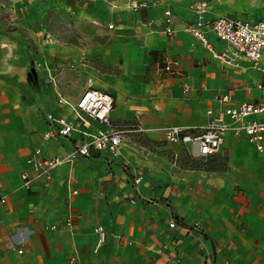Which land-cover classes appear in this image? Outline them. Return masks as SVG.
Masks as SVG:
<instances>
[{
	"label": "crops",
	"instance_id": "obj_1",
	"mask_svg": "<svg viewBox=\"0 0 264 264\" xmlns=\"http://www.w3.org/2000/svg\"><path fill=\"white\" fill-rule=\"evenodd\" d=\"M80 1L85 6L79 16L103 28L107 38L90 50L89 57L77 60V72L87 74L75 92H59L58 64L51 62L48 52L35 60V68L45 80L54 79L55 90L50 85L53 91H30L24 97L30 89L29 63L22 56L27 47L15 23L7 32L0 30V264H171L168 258L178 264H264V150L259 152L243 134L228 133L222 146L226 157L201 164L190 162L181 145L163 139L166 126L196 132L206 124L208 109L260 101L256 85L264 84V74L245 61L238 67L221 64L187 27L197 20L190 6L198 2L208 4L207 21L219 16L264 20V11L243 13L245 5L261 0H237L233 8L219 5L225 0H157L159 5L143 10L129 4L156 0ZM166 7L174 15L171 37L162 33ZM110 24L112 29L107 28ZM204 31L213 49L223 52L225 44ZM173 61L178 67L165 71ZM65 75L61 78L67 84ZM87 88L111 96L113 124L127 129L139 125L147 133L125 134L118 157H80L52 171L47 180L28 164L33 151L38 148L47 157L63 155L74 142L44 141L45 116H58L57 94L73 103ZM127 137L166 143L173 151V172L160 181L164 185L172 180L173 185L160 188L158 181L152 186L157 179H145L134 169L123 154L129 147ZM178 157L227 172L184 171L176 166ZM125 168L133 179L141 178L137 186L125 181ZM23 174L30 179L27 187ZM72 190L77 193L72 195ZM151 198L157 201L147 202ZM70 215L73 224L67 227L64 222ZM171 221L176 227L168 226ZM97 228L105 240L95 252Z\"/></svg>",
	"mask_w": 264,
	"mask_h": 264
},
{
	"label": "built area",
	"instance_id": "obj_2",
	"mask_svg": "<svg viewBox=\"0 0 264 264\" xmlns=\"http://www.w3.org/2000/svg\"><path fill=\"white\" fill-rule=\"evenodd\" d=\"M160 1L132 2L129 7L133 10L149 9L159 5ZM190 10L197 16V20L187 27V31L196 38L200 44L218 60L221 64L229 67H238L240 61L250 64L253 69L264 74V64L261 63L262 52L264 51V20L249 22L227 16H219L212 20H205L208 4L198 2L190 6ZM164 28L162 33L168 37L173 34L172 23L174 15L170 7L163 12ZM112 29L113 25L107 27ZM204 29H208L213 36L225 44V50L216 52L208 42ZM178 62L173 61L164 66V70L172 73ZM49 82L56 87L53 78ZM256 88L262 95L258 103L244 102L236 107L226 108L221 111H206V124L195 129L181 126H166L163 128V139L169 144L181 145L185 157L190 162L202 164L208 163L211 157L224 159L226 157L222 150L225 136L230 133L233 136L243 134L246 139L255 145L259 152L264 150V84L258 83ZM221 101L226 102L227 97ZM58 116L47 114L45 116L47 129L42 134V139H64L73 141L71 149L63 154L43 156L42 151L36 148L33 151L28 164L32 170L44 175L50 180L51 172L62 165H73L76 159L91 158L94 155L106 154L111 157L120 155L121 145L125 141V134L136 133L145 136L147 130L136 125L132 128H124L113 124L110 119L113 99L92 88L85 89L80 97L73 103L57 94ZM262 118H257V117ZM97 125L104 129H98ZM24 186L29 185L30 179L27 174L22 175ZM140 177L133 179L134 185H138ZM76 190L71 194L75 195ZM72 216H68L64 225L71 227ZM176 227L174 221L168 225ZM197 230V227H196ZM97 240L94 247L96 252L104 243L105 233L100 229L94 230ZM171 264H178L173 258H168ZM227 264V263H224Z\"/></svg>",
	"mask_w": 264,
	"mask_h": 264
},
{
	"label": "rangeland",
	"instance_id": "obj_3",
	"mask_svg": "<svg viewBox=\"0 0 264 264\" xmlns=\"http://www.w3.org/2000/svg\"><path fill=\"white\" fill-rule=\"evenodd\" d=\"M236 1L225 0L219 5L233 8ZM263 1L261 0V3ZM219 2L220 0H215V3ZM261 3L253 2L245 5L243 13L264 11V6ZM83 6L85 5L80 0H0V30L7 32V30L13 28L12 24L15 23L18 26L16 28L20 31V40L27 47L25 54L22 53V56L26 57L29 63L27 64L26 82L29 84L30 89L25 90L24 97L30 91L45 94L46 91L55 90L49 79L45 80V76H42L41 72L35 68L36 66L39 67L35 60L41 61L43 55L48 52L51 54V62L58 64V72L60 73V82H57L59 92L64 91V89L74 91L81 88L77 84L80 83L83 74H87V71L77 72V60L82 57H89L90 50L107 38L103 28L93 26L87 17L81 18L79 16L81 13L79 10ZM88 9L89 13L93 12L92 7ZM4 45H7L6 41ZM67 57L74 60L68 59L66 62ZM64 73H66L65 77L68 79L67 84L62 82L61 77ZM127 140L129 147H126L123 151L125 158L130 161V164L139 171L143 178L157 179L156 183H152V186L159 183L158 181L164 176L168 178L169 174H172L173 170H171L170 164L173 163V151L167 149L165 142L139 137H127ZM178 162L176 166L184 171L196 173L227 172V169L223 170L220 167L189 163L182 157H178ZM111 173L116 175L117 170H112ZM122 174L125 181L127 183L129 181L128 185L130 186L133 174L127 168L123 169ZM159 184L160 188H163L174 183L169 180L164 185L161 181ZM135 188L133 187V190ZM153 190H155V187H153ZM156 201L152 198L147 200L149 203H155Z\"/></svg>",
	"mask_w": 264,
	"mask_h": 264
},
{
	"label": "trees",
	"instance_id": "obj_4",
	"mask_svg": "<svg viewBox=\"0 0 264 264\" xmlns=\"http://www.w3.org/2000/svg\"><path fill=\"white\" fill-rule=\"evenodd\" d=\"M202 164V163H201Z\"/></svg>",
	"mask_w": 264,
	"mask_h": 264
}]
</instances>
